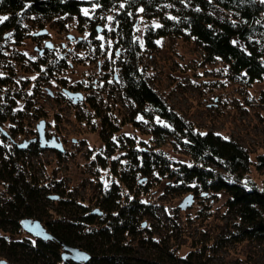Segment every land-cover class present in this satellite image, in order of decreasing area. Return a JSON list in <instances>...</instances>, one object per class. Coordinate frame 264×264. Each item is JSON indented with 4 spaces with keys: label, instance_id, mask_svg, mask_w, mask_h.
Returning <instances> with one entry per match:
<instances>
[{
    "label": "rangeland",
    "instance_id": "obj_1",
    "mask_svg": "<svg viewBox=\"0 0 264 264\" xmlns=\"http://www.w3.org/2000/svg\"><path fill=\"white\" fill-rule=\"evenodd\" d=\"M89 1L83 5L82 14H59L43 24L38 23L35 14H25L22 23L26 36L21 39L15 37L13 29L0 26V75L7 77L6 83H0V111L9 112L11 108L10 118L0 121V143L14 151L16 143L25 139L36 136L39 142L37 125L45 118L46 134L62 139L64 150L59 154L57 149L44 146L38 152L29 151L28 164L50 185L60 184V188L49 191L62 193L67 207H87L90 211L100 206V191L117 183L125 197L136 194L149 203L148 212L140 219L142 226L128 235L139 249L144 247L137 243L143 235L169 241L178 255L198 249L204 264H264V241L236 239L233 235L238 218L226 206V190L195 193L194 201L183 208L180 203L190 190L167 188L166 176L150 175L143 188L131 189L115 173L112 158L118 167L127 160L121 137L133 136L139 145H151L152 134L127 121L114 134V152L104 151L101 119L92 102H102L104 109L119 119L128 117L132 109L131 100L119 93L118 63L124 47L118 42L116 14L124 1L109 8ZM180 4L167 1L160 8L166 12L170 6ZM4 16L6 13L0 12V18ZM261 17L264 19V12ZM158 23L159 16L148 15L142 6L138 7L133 29L142 47L143 74L195 129H212L234 137L250 149L255 160L256 154L264 151V79L249 82L224 60L206 58L193 36L161 35L155 47L146 46V26ZM45 27L48 32L36 34ZM259 38L264 41V32ZM41 58H46L48 64H37ZM66 87L81 90L84 98L75 102L65 92ZM137 117L143 119L141 114ZM162 147L174 159L189 160L187 153L175 150L170 143ZM247 177L264 185V167L252 163ZM6 186L0 179L1 203L10 196ZM52 200L49 204L56 209L65 206ZM7 234L34 239L25 228Z\"/></svg>",
    "mask_w": 264,
    "mask_h": 264
},
{
    "label": "trees",
    "instance_id": "obj_2",
    "mask_svg": "<svg viewBox=\"0 0 264 264\" xmlns=\"http://www.w3.org/2000/svg\"><path fill=\"white\" fill-rule=\"evenodd\" d=\"M99 6L109 8L120 1L124 4L116 14L118 42L124 47L119 60L121 76L119 93L129 98L132 109L128 117L116 118L102 102H92L101 119L100 136L105 141V152L111 154L117 147L114 137L125 122H131L152 134V143L139 145L133 136L122 139L126 149V162L111 160L112 168L129 188H143L150 175L166 176L167 188L190 190L195 193L226 190L225 203L237 216L236 239L251 238L264 241V185L247 177L252 163L264 167V151L256 154L234 137L219 131H201L172 107L149 82L140 67L142 47L134 37L135 15L142 6L148 15L159 16L158 24H149L144 30V43L152 48L161 35L193 36L201 44L208 59L224 60L234 73L243 74L247 81L264 79V32L262 0H95ZM167 1L181 2L166 12L160 7ZM89 0H0V12L7 20L2 29H13L16 38L26 36L22 23L25 14H35L43 24L56 15L82 14ZM228 11V13H227ZM231 12L232 14H230ZM44 49H41L43 51ZM1 52V51H0ZM39 63H47L41 58ZM48 64V63H47ZM53 68V67H50ZM116 75V74H115ZM7 78V77H6ZM0 75V83H6ZM70 88V87H68ZM65 90V88H64ZM66 92V91H65ZM67 93V92H66ZM68 94V93H67ZM69 95V94H68ZM81 100L83 97L75 100ZM91 98V97H90ZM9 112L0 111V121L10 118ZM141 114L143 119L137 117ZM146 124L147 127L142 125ZM120 138V137H119ZM29 140V139H25ZM26 146L17 142L14 151L0 143V179L7 185L9 198L0 202V264H204L198 249L178 255L169 241L139 235V249L128 238L142 226L140 220L149 210V203L133 194L122 195L117 183L102 189L97 195L100 206L90 211L67 207L62 193L51 192L60 184L50 185L29 167L27 153L43 147L31 138ZM170 143L177 151L189 155V160L174 159L163 144ZM59 154L61 151L57 150ZM104 163V162H103ZM102 163V164H103ZM222 169L234 175L231 179ZM53 194H57L53 197ZM65 206L52 207V199ZM53 201V200H52ZM94 209H98L94 211ZM102 212L104 214H102ZM39 218L52 233L50 237H9L23 227L24 216ZM103 216V217H101ZM101 217V218H99ZM145 222V220H144ZM28 231V230H27ZM32 234V233H31ZM137 238V237H136ZM64 243L80 245L90 252L87 259L65 258Z\"/></svg>",
    "mask_w": 264,
    "mask_h": 264
},
{
    "label": "water",
    "instance_id": "obj_3",
    "mask_svg": "<svg viewBox=\"0 0 264 264\" xmlns=\"http://www.w3.org/2000/svg\"><path fill=\"white\" fill-rule=\"evenodd\" d=\"M48 32V29L42 28L36 33H46ZM48 45H52V42L48 41ZM65 91L70 95L73 96L75 100H78V98L83 97V92L81 90H75L66 87ZM46 119L41 118L40 121L38 122L37 128H38V140L40 146H49L51 148H55L59 151L64 150V143L62 139L58 138L55 134H52L51 136H48L46 134ZM34 139H37L36 136ZM29 143V140H24L20 143H18L19 146H26ZM57 194H53V197H56ZM195 197L193 192H189L186 194L181 203L180 206L185 208L188 205H190L194 201ZM98 209H94V211H97ZM23 227L31 232L32 234L39 235L42 237H50L52 236V233L45 227L44 223L39 219L34 216H24L21 219ZM63 256L65 258L72 257L74 259H87L90 256V252L81 247L80 245H74V244H69V243H64V250H63Z\"/></svg>",
    "mask_w": 264,
    "mask_h": 264
},
{
    "label": "snow or ice",
    "instance_id": "obj_4",
    "mask_svg": "<svg viewBox=\"0 0 264 264\" xmlns=\"http://www.w3.org/2000/svg\"><path fill=\"white\" fill-rule=\"evenodd\" d=\"M262 2H264V0H262ZM141 11H142V9H141ZM87 14H88L87 11H85V15H87ZM7 19H8L7 16H4V17L0 18V23H2L3 21H5ZM109 19H111V17ZM100 39H103V37H100Z\"/></svg>",
    "mask_w": 264,
    "mask_h": 264
},
{
    "label": "bare ground",
    "instance_id": "obj_5",
    "mask_svg": "<svg viewBox=\"0 0 264 264\" xmlns=\"http://www.w3.org/2000/svg\"><path fill=\"white\" fill-rule=\"evenodd\" d=\"M36 34H43V33H36Z\"/></svg>",
    "mask_w": 264,
    "mask_h": 264
},
{
    "label": "flooded vegetation",
    "instance_id": "obj_6",
    "mask_svg": "<svg viewBox=\"0 0 264 264\" xmlns=\"http://www.w3.org/2000/svg\"><path fill=\"white\" fill-rule=\"evenodd\" d=\"M72 88V87H71ZM69 96V95H68ZM34 140H36V139H34Z\"/></svg>",
    "mask_w": 264,
    "mask_h": 264
}]
</instances>
